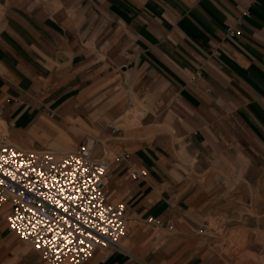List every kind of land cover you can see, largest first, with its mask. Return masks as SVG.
Instances as JSON below:
<instances>
[{
  "label": "crops",
  "instance_id": "1",
  "mask_svg": "<svg viewBox=\"0 0 264 264\" xmlns=\"http://www.w3.org/2000/svg\"><path fill=\"white\" fill-rule=\"evenodd\" d=\"M0 130L111 162L128 234L85 264H264V0H0ZM9 214L0 264H44Z\"/></svg>",
  "mask_w": 264,
  "mask_h": 264
},
{
  "label": "built area",
  "instance_id": "2",
  "mask_svg": "<svg viewBox=\"0 0 264 264\" xmlns=\"http://www.w3.org/2000/svg\"><path fill=\"white\" fill-rule=\"evenodd\" d=\"M227 34L239 36L233 27ZM118 131L115 126L112 132ZM93 148L86 142L65 154L25 151L0 132V208H10V231L28 243L44 264H85L99 250H123L127 207L109 201L106 178L111 162L96 159ZM146 175L143 170L130 172L134 180ZM146 221L153 231L162 227L155 218ZM169 229H174L173 224ZM199 232L216 236L220 226L208 222Z\"/></svg>",
  "mask_w": 264,
  "mask_h": 264
},
{
  "label": "rangeland",
  "instance_id": "3",
  "mask_svg": "<svg viewBox=\"0 0 264 264\" xmlns=\"http://www.w3.org/2000/svg\"><path fill=\"white\" fill-rule=\"evenodd\" d=\"M0 132H3V131L0 130ZM3 133H6V132H3ZM229 242H230V241H228V243H229ZM230 244H231V243H230Z\"/></svg>",
  "mask_w": 264,
  "mask_h": 264
},
{
  "label": "snow or ice",
  "instance_id": "4",
  "mask_svg": "<svg viewBox=\"0 0 264 264\" xmlns=\"http://www.w3.org/2000/svg\"><path fill=\"white\" fill-rule=\"evenodd\" d=\"M0 183H2V181H0Z\"/></svg>",
  "mask_w": 264,
  "mask_h": 264
}]
</instances>
